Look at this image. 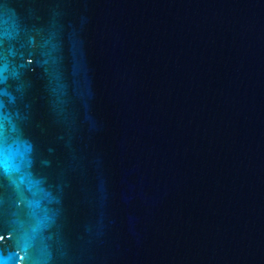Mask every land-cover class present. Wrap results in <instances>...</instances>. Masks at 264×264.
I'll use <instances>...</instances> for the list:
<instances>
[{"label": "water", "instance_id": "1", "mask_svg": "<svg viewBox=\"0 0 264 264\" xmlns=\"http://www.w3.org/2000/svg\"><path fill=\"white\" fill-rule=\"evenodd\" d=\"M0 264H264V0H0Z\"/></svg>", "mask_w": 264, "mask_h": 264}, {"label": "snow or ice", "instance_id": "2", "mask_svg": "<svg viewBox=\"0 0 264 264\" xmlns=\"http://www.w3.org/2000/svg\"><path fill=\"white\" fill-rule=\"evenodd\" d=\"M7 167H6V160L4 157V149L2 145H0V172H6Z\"/></svg>", "mask_w": 264, "mask_h": 264}]
</instances>
